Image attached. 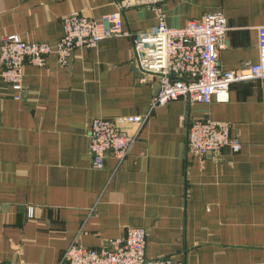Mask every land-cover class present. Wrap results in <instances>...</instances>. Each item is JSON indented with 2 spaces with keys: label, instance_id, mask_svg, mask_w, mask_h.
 <instances>
[{
  "label": "crops",
  "instance_id": "0c3cea01",
  "mask_svg": "<svg viewBox=\"0 0 264 264\" xmlns=\"http://www.w3.org/2000/svg\"><path fill=\"white\" fill-rule=\"evenodd\" d=\"M117 2L132 35L77 48L68 65L55 54L27 62L22 96L0 66V264H59L73 242L100 248L132 226L147 228L148 257L264 264V82L233 83L227 101L153 105L157 84L140 82L132 59L133 36L156 29L158 5L177 27L223 12L220 66L257 62L264 0H0V41L52 43L65 15L101 18ZM97 117L136 135L122 161L108 154L103 167L93 164ZM201 118L230 122L241 149L193 155L188 127Z\"/></svg>",
  "mask_w": 264,
  "mask_h": 264
},
{
  "label": "built area",
  "instance_id": "2783aa9c",
  "mask_svg": "<svg viewBox=\"0 0 264 264\" xmlns=\"http://www.w3.org/2000/svg\"><path fill=\"white\" fill-rule=\"evenodd\" d=\"M101 18L71 12L63 17L64 32L55 42L29 41L19 34H8L0 41L1 75L22 96L24 66L27 62L45 65L55 54L68 65L77 48L96 47L106 38L132 35L124 28L123 6ZM158 25L153 32L133 36V62L141 72L140 82L156 83L153 105H165L181 96L191 101L209 103L229 100L235 82L260 79L264 82V25L259 29V60L241 67L225 69L219 64V50L225 45L228 31L223 12H207L184 26H171L158 5L154 6ZM137 117L128 121H137ZM93 164L103 167L108 154L122 161L131 151L136 135L127 132L115 118L97 117L89 126ZM187 148L197 156L219 153L225 146L234 151L242 143L231 132L228 121L213 118L193 120L188 127ZM148 230L128 227L124 236L112 238L100 248L73 242L59 264H185L171 256L146 255Z\"/></svg>",
  "mask_w": 264,
  "mask_h": 264
}]
</instances>
